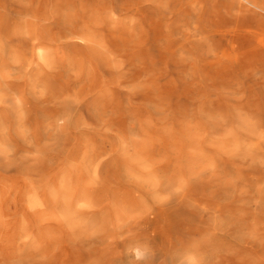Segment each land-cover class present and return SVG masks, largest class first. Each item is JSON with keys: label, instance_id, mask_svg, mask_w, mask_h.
<instances>
[{"label": "rangeland", "instance_id": "obj_1", "mask_svg": "<svg viewBox=\"0 0 264 264\" xmlns=\"http://www.w3.org/2000/svg\"><path fill=\"white\" fill-rule=\"evenodd\" d=\"M219 1L206 0L199 18L185 12L191 0H176L172 8L147 1L142 26L133 30V14L122 15L120 33L107 36L108 51L120 59L99 47L97 42L106 35L97 33L96 43L84 49L96 70L95 91L63 110L55 105L45 108L20 74L8 84L1 80L0 264H208L217 258L231 264L228 247L255 245L250 243L252 222L243 220L244 213L257 217L264 241V134L251 135V144L257 146L252 155L247 146L238 156L219 154L216 148L230 130L241 131L243 139L248 136L249 126L238 115L241 108L264 119V56L235 66L213 64V55L223 51L215 13ZM252 25L251 37H264L260 22ZM66 48L64 41L56 46L58 79L72 87ZM121 57L134 63L127 64L124 73L132 75L138 66L144 67L147 72L141 80L177 103L175 113L164 112L152 103L131 102V91L124 88L114 102L127 116L126 125L133 119L126 128L128 142L140 146L157 141L170 151L177 179L173 191L164 196L170 197L164 199L168 217L139 210L120 221L110 200L112 220L107 227L100 222L77 227L59 217V205L48 193L43 195L47 208L31 209L34 170L39 168L57 184L76 159L82 137L75 125L81 112L91 115L94 123L115 114L113 102H103L102 94L122 75L116 69ZM21 102L30 109L28 116L19 112ZM57 110L60 121L54 117ZM75 183L77 195L92 187L82 170ZM148 203L153 206L154 200L149 198ZM26 224L33 229L37 247L23 237Z\"/></svg>", "mask_w": 264, "mask_h": 264}, {"label": "bare ground", "instance_id": "obj_2", "mask_svg": "<svg viewBox=\"0 0 264 264\" xmlns=\"http://www.w3.org/2000/svg\"><path fill=\"white\" fill-rule=\"evenodd\" d=\"M147 1L151 0H38L37 3L34 0H0V83L2 80L8 84L14 74H20V78L29 82L31 91L38 95L45 108L55 105L63 110L69 103L81 102L95 91L96 70L90 65L85 47L96 43L97 33L100 36L105 33L106 37L97 44L109 52L111 45L107 36L120 33L119 18L132 13L130 28L133 30L137 25L142 26V9ZM175 1L153 0L157 5L164 2L168 8H172ZM220 1L215 13L220 24L217 33L223 51L213 55V64L235 66L264 56V37L256 40L251 37L252 21L255 20L260 22L263 28L261 35L264 36V0ZM205 6L206 0H191L185 6V12L199 18ZM59 27L63 30L55 34L53 30ZM60 41L66 43L65 56L73 72L70 75L72 87L59 83L56 46ZM109 53L115 59L119 58L111 51ZM121 58L125 65L120 64L116 69L122 75L116 82L107 85L102 94L103 102H113L110 106L115 114L94 123L90 120L91 115L89 117L81 112L75 125L81 130L82 137L76 159L64 169L57 184L39 168L34 170L37 179L32 183L29 197L31 209L47 208L43 195L48 193L51 202L59 205V217L77 227L99 222L107 227L112 220L110 200L120 221L125 216H134L139 210L148 214L157 211L159 217H168L164 199L170 200V197L164 196L167 190L173 191L177 179L170 151L157 141L150 140L148 145L140 146L128 142L126 128L133 119H129L127 126V116L114 102L119 90L124 88L131 91V102L152 103L164 112L175 113L177 103L174 97L162 94L154 85L141 80L147 72L144 67L138 66L132 75L124 73L126 65L134 63H126ZM97 107L93 111H97ZM20 111L26 116L30 114L25 104L21 105ZM220 112V116L224 115ZM238 115L249 126L245 129L248 136L243 139L241 131L230 130L227 138L216 145L219 154L238 156L244 146L251 150V155L252 150H257V146L251 144V135L256 132L264 134V119L247 107L241 108ZM61 116L60 110H57L54 115L57 121L61 120ZM133 118L138 120L136 116ZM130 135L134 137L132 133ZM81 170L91 179L92 187L77 195L75 178ZM149 198L154 200L153 206H149ZM256 219L255 215L244 213L243 220L252 222L250 243L255 245L253 248L245 244L228 247L227 250L233 254L231 264H264V241ZM23 237L37 247L33 229L28 224L23 227ZM220 247H223L222 244ZM134 251L136 255L140 254L137 248ZM208 264L223 263L217 258Z\"/></svg>", "mask_w": 264, "mask_h": 264}, {"label": "clouds", "instance_id": "obj_3", "mask_svg": "<svg viewBox=\"0 0 264 264\" xmlns=\"http://www.w3.org/2000/svg\"><path fill=\"white\" fill-rule=\"evenodd\" d=\"M138 255H139V253H138Z\"/></svg>", "mask_w": 264, "mask_h": 264}]
</instances>
